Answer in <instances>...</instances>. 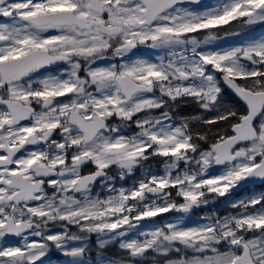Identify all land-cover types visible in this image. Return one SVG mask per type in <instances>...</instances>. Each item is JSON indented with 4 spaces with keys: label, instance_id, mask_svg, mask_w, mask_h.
<instances>
[{
    "label": "snow or ice",
    "instance_id": "snow-or-ice-1",
    "mask_svg": "<svg viewBox=\"0 0 264 264\" xmlns=\"http://www.w3.org/2000/svg\"><path fill=\"white\" fill-rule=\"evenodd\" d=\"M259 24L264 0H0V264H264V192L154 219L264 183V34L241 31ZM189 102L211 115L176 122ZM113 166L144 175L117 189Z\"/></svg>",
    "mask_w": 264,
    "mask_h": 264
},
{
    "label": "rangeland",
    "instance_id": "rangeland-1",
    "mask_svg": "<svg viewBox=\"0 0 264 264\" xmlns=\"http://www.w3.org/2000/svg\"><path fill=\"white\" fill-rule=\"evenodd\" d=\"M215 2H216V0H208V1L202 2V3L203 4H209L210 5V4H214ZM242 33H246L249 36H259V35H262V34H264V24L253 25L249 29L242 30ZM219 36H220V39L217 40V41H215V42H213L214 46L219 47V48H224V47H228L229 45L236 44V43L239 42L240 39L243 38V35L240 36V37H237L235 35L225 36L222 31L219 33ZM140 51L145 56L151 55L153 59L155 58L156 55H159L160 54L159 52H156L155 50H150V49L146 48L145 46H141ZM224 96H225V99L228 100V96H226L225 94H224ZM190 104H192V102H189L187 104H182L179 107V110H181L183 113H181L178 110L179 115L176 117V120L178 122H179L180 117H183V116H192V115H200V114H203V115H205L207 117V116H210L211 115V113H204V112H202V110H200L198 106H193V107L187 106V105H190ZM184 110H185V113H184ZM192 111L194 113H192ZM153 114L154 115H159V112H155ZM131 131H138V129L133 128ZM131 131L126 132L125 134L126 135H131ZM163 160H164V158L157 157V158L152 159V160H150L148 162L150 164V166H151L152 171L155 172L156 174H163V169H164ZM181 167H183V165H181ZM211 171L213 173H215L216 169L214 168ZM135 175H136V178L129 180V183L127 185L126 184H122V183H120V184L116 183V184H114V186L117 189L118 188H121V187H124V188L131 187L136 181H138L139 179H141L143 177L144 170L143 169H137ZM102 190H103V196L104 197H106L107 195L112 194L110 192H107L109 190L108 189H105V188L99 189V192H101ZM251 194L252 193L248 194L247 196H249ZM172 196H173V198H175L177 200L178 203H182L183 202V199L182 198L175 196V190H172ZM247 196H242V197H240L238 199H242V198H245ZM222 198L223 197H219L218 199L215 200V202H212V203H209L208 204L210 206H213L214 204L217 205V207H215L216 209H214V212H211V213H209V212H201L199 214H190V213H188V214L164 213V214H161L160 217H157V218H154V219H156V221L159 223V222H162V221L171 219L173 216H176V215H184L185 216V221H186V223L188 225H193V224H197V223H204L206 221H204L202 219V217H204V216H206L208 214L216 213V214H219V215L223 216V215H227V214L233 212V211H230L231 208L228 206V201H232V199H230V200H227L226 199L225 200V199H222ZM235 198H236L235 200H237V197H235ZM209 199L211 200V197ZM204 206H206V205H204ZM189 214L191 215V217H190ZM142 223H146V222H142ZM52 227L53 226L50 225V228H52ZM55 227L58 228L59 225H56ZM72 230L75 231L76 229L73 227ZM92 235L96 238L95 234H92ZM113 244H118V243H113ZM115 248L119 250L118 246H116ZM54 252H55V254H59L58 252H56L55 250H53V252L51 253V255L48 256V258L49 257H52L54 255ZM118 256H120V255H118ZM159 258L162 260L163 257H159ZM149 260H150V264H152L151 258H149Z\"/></svg>",
    "mask_w": 264,
    "mask_h": 264
},
{
    "label": "flooded vegetation",
    "instance_id": "flooded-vegetation-1",
    "mask_svg": "<svg viewBox=\"0 0 264 264\" xmlns=\"http://www.w3.org/2000/svg\"><path fill=\"white\" fill-rule=\"evenodd\" d=\"M112 122V120L110 121V123ZM94 170V166L89 164L87 167L83 168L82 169V173H88L90 171H93ZM110 176H115L116 179L113 181V182H116L118 184L122 183V184H125V181H126V177H124V179H120L119 177V170L117 168H115V166L112 167V170L110 171L109 173ZM127 179H129V177H127ZM112 182V183H113ZM101 189V186L99 184V181L96 182V184L94 185V188H93V192L94 191H97L98 189ZM246 189L244 190H240L238 192H234V194H241L242 192H244ZM233 195V194H232ZM202 208V207H201Z\"/></svg>",
    "mask_w": 264,
    "mask_h": 264
},
{
    "label": "trees",
    "instance_id": "trees-1",
    "mask_svg": "<svg viewBox=\"0 0 264 264\" xmlns=\"http://www.w3.org/2000/svg\"><path fill=\"white\" fill-rule=\"evenodd\" d=\"M225 28H227V26H225ZM241 31H242V30H241ZM229 97H230L231 101H235V100H236V99L233 98L231 95H230Z\"/></svg>",
    "mask_w": 264,
    "mask_h": 264
},
{
    "label": "water",
    "instance_id": "water-1",
    "mask_svg": "<svg viewBox=\"0 0 264 264\" xmlns=\"http://www.w3.org/2000/svg\"><path fill=\"white\" fill-rule=\"evenodd\" d=\"M225 87H227V86H225ZM228 89V88H227ZM228 91H230L231 93H232V91L230 90V89H228ZM233 94V93H232ZM234 95V94H233Z\"/></svg>",
    "mask_w": 264,
    "mask_h": 264
}]
</instances>
